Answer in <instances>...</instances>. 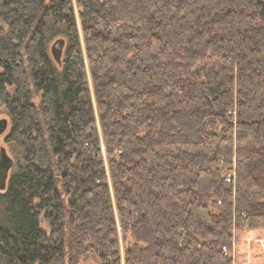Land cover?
I'll return each instance as SVG.
<instances>
[{
	"label": "trees",
	"instance_id": "trees-1",
	"mask_svg": "<svg viewBox=\"0 0 264 264\" xmlns=\"http://www.w3.org/2000/svg\"><path fill=\"white\" fill-rule=\"evenodd\" d=\"M2 107L0 264H264V0H0Z\"/></svg>",
	"mask_w": 264,
	"mask_h": 264
},
{
	"label": "water",
	"instance_id": "water-1",
	"mask_svg": "<svg viewBox=\"0 0 264 264\" xmlns=\"http://www.w3.org/2000/svg\"><path fill=\"white\" fill-rule=\"evenodd\" d=\"M63 44L61 43V47ZM54 56L60 61V51L53 48ZM10 129V121L7 119L0 120V137L5 135ZM14 168V160L10 157L4 147L0 148V192H5L8 188L11 171Z\"/></svg>",
	"mask_w": 264,
	"mask_h": 264
},
{
	"label": "rangeland",
	"instance_id": "rangeland-1",
	"mask_svg": "<svg viewBox=\"0 0 264 264\" xmlns=\"http://www.w3.org/2000/svg\"><path fill=\"white\" fill-rule=\"evenodd\" d=\"M46 1H47V4H50V2L52 0H46ZM38 102L39 101H37L36 103H38ZM2 119L10 120L8 115H7L6 110L3 107L0 109V120H2ZM7 136H8V132L5 135L0 137V148L4 147L7 150L8 154L10 155V157L14 160V154L15 153H14V151L12 149V146H10V145H8L6 143ZM229 177H232V176H229ZM43 229H45L47 232L50 231L49 227H48V225L46 223L43 224ZM85 264H99V263H98L97 259L94 256H90L88 261Z\"/></svg>",
	"mask_w": 264,
	"mask_h": 264
},
{
	"label": "built area",
	"instance_id": "built-area-1",
	"mask_svg": "<svg viewBox=\"0 0 264 264\" xmlns=\"http://www.w3.org/2000/svg\"><path fill=\"white\" fill-rule=\"evenodd\" d=\"M226 182H227V183H232V182H233V178H232V177H228V178L226 179Z\"/></svg>",
	"mask_w": 264,
	"mask_h": 264
}]
</instances>
